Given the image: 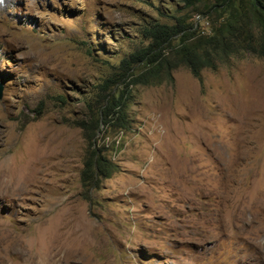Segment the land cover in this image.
Returning <instances> with one entry per match:
<instances>
[{"label": "rangeland", "instance_id": "obj_1", "mask_svg": "<svg viewBox=\"0 0 264 264\" xmlns=\"http://www.w3.org/2000/svg\"><path fill=\"white\" fill-rule=\"evenodd\" d=\"M173 16L210 31L182 0H0V264H264V58L134 82ZM108 79L130 127L101 125L118 170L87 191L76 120Z\"/></svg>", "mask_w": 264, "mask_h": 264}, {"label": "trees", "instance_id": "obj_2", "mask_svg": "<svg viewBox=\"0 0 264 264\" xmlns=\"http://www.w3.org/2000/svg\"><path fill=\"white\" fill-rule=\"evenodd\" d=\"M182 1L186 7L208 16L210 31L185 26L177 16H173L177 19L173 24H155L149 29L152 42L122 60L124 69L144 66L145 70L134 76V82L148 85L173 80V71L181 66L188 67L202 82L203 70H217L233 57L252 54L264 58V0ZM111 81L106 80L101 87L106 91ZM81 99L89 115L88 120H76L86 142L81 183L91 191L118 170L98 133L101 125L109 133L130 127L131 94L127 87H111L96 99L95 105L86 97Z\"/></svg>", "mask_w": 264, "mask_h": 264}, {"label": "bare ground", "instance_id": "obj_3", "mask_svg": "<svg viewBox=\"0 0 264 264\" xmlns=\"http://www.w3.org/2000/svg\"><path fill=\"white\" fill-rule=\"evenodd\" d=\"M8 184V183H7ZM14 185V184H13ZM10 189V188H9ZM52 246V245H51ZM53 247V246H52ZM52 247H50V248H52ZM51 251H53V250H51ZM48 252V249L46 248L45 249V253L43 252V254H46ZM39 253L41 254L42 252H40L39 251ZM57 256V255H56ZM42 257V259L44 260V261H46V260H48V259H50L52 262L55 260L54 259V256H41ZM61 257V256H60ZM63 257H65V256H63ZM56 258V257H55ZM38 259V258H37ZM59 262V261H58ZM43 263V262H42ZM55 264V263H54Z\"/></svg>", "mask_w": 264, "mask_h": 264}, {"label": "water", "instance_id": "obj_4", "mask_svg": "<svg viewBox=\"0 0 264 264\" xmlns=\"http://www.w3.org/2000/svg\"><path fill=\"white\" fill-rule=\"evenodd\" d=\"M0 97H1V86H0Z\"/></svg>", "mask_w": 264, "mask_h": 264}]
</instances>
